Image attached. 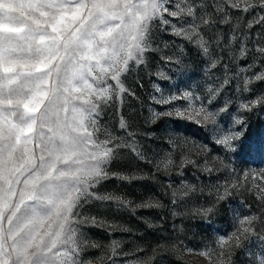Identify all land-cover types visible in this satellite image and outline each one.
Segmentation results:
<instances>
[{"label":"snow or ice","instance_id":"6c2138e0","mask_svg":"<svg viewBox=\"0 0 264 264\" xmlns=\"http://www.w3.org/2000/svg\"><path fill=\"white\" fill-rule=\"evenodd\" d=\"M254 9L261 11L248 22L249 28L264 23V0H0V264H82L85 242L79 226L88 222L79 212L82 204L91 198L127 205L122 197L100 196L92 189L108 177L107 166L119 148L140 158L143 154L131 133L126 142L109 132L100 139L96 117L101 104L113 97L119 101L127 91L121 77L130 64L145 62L152 28L191 43L215 68L219 58L212 59L209 49L212 44L220 47L221 37L206 38V31L230 24L231 11ZM6 20L18 26L10 27ZM237 31L233 27L232 39ZM256 51L264 56V46ZM246 52L242 46L240 57ZM260 79L264 73L246 78L245 88ZM227 83L225 79L221 87ZM218 92L209 89L212 97ZM151 99L158 104L183 99L188 106L176 109V116L184 117L192 109L195 115L189 113V119L203 113V121L215 124L212 111L203 104L194 107L200 97L190 91L169 97L161 92ZM260 103L264 98L242 107L251 110ZM120 128L126 129L123 118ZM212 131L217 144L239 153L241 148L232 144L238 134L216 127ZM260 147L264 145L249 142L242 149L252 153ZM249 179L244 173L243 180L226 183L224 195ZM251 181L264 199V176L253 175ZM253 219L242 218L236 232L221 237L219 253L207 248L198 254L208 264H225V253L253 234ZM91 222L96 223L94 217ZM118 247L113 241V255ZM257 264H264V256Z\"/></svg>","mask_w":264,"mask_h":264},{"label":"rangeland","instance_id":"374dc122","mask_svg":"<svg viewBox=\"0 0 264 264\" xmlns=\"http://www.w3.org/2000/svg\"><path fill=\"white\" fill-rule=\"evenodd\" d=\"M260 11H231L230 24H216L206 31V38L221 37V46L212 44L209 49L212 59L219 58L215 68L209 56L191 43L168 30L152 28L145 62L130 64L121 77L127 91L119 101L113 97L101 104L96 117L100 139L109 132L126 142L131 133L143 158L119 148L107 166L108 177L92 189L100 196L122 197L126 206L90 198L79 208L88 218L79 226L85 242L79 256L82 264H208L198 253L207 248L219 253V239L236 232L244 217L254 218L253 234L225 253V264H257L264 256V199L251 181L253 175L264 176V147L252 153L242 149L249 142L264 145V103L251 110L242 107L264 98V79L244 85L246 78L264 73V56L256 51L264 46V23L247 26ZM5 23L18 26L14 21ZM233 27L238 30L235 39ZM242 46L247 49L244 57H240ZM225 79L228 83L221 87ZM157 88L165 97L184 91L199 96L194 107L203 104L212 111L215 124L203 121V113L189 119V113L195 115L192 109L184 117L176 116L175 110L187 108L189 102L158 104L151 99L161 95ZM209 89L219 92L212 97ZM225 107L226 111H218ZM168 111L173 114L161 115ZM121 118L126 129L120 128ZM213 127L238 134L232 144L241 148L239 153L217 144ZM244 173L250 178L245 186L224 195L226 183L243 180ZM93 217L96 223L91 222ZM113 241L119 245L117 255L112 254Z\"/></svg>","mask_w":264,"mask_h":264}]
</instances>
